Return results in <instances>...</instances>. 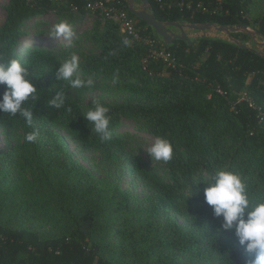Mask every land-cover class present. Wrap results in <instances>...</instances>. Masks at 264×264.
<instances>
[{
	"label": "trees",
	"instance_id": "trees-1",
	"mask_svg": "<svg viewBox=\"0 0 264 264\" xmlns=\"http://www.w3.org/2000/svg\"><path fill=\"white\" fill-rule=\"evenodd\" d=\"M90 1L9 0L5 7L0 62L27 61L37 98L24 105L33 109L31 125L19 115L0 113L1 125L21 132L0 157V264H247L251 254L233 233L220 230V220L205 204L207 185L192 184L223 168L239 172L250 194L264 195V118L260 121L245 102L233 104L245 92L264 114V59L221 38L165 44L129 11L128 0H114L110 5L127 11L142 39L154 43L126 46L118 24L95 13L92 46L79 58L81 78L124 94L118 103L99 101L110 110L111 138L101 140L83 117L94 107V100L79 98L89 88L56 79V68L72 53L44 45L18 49L25 21L50 11L69 21L81 19ZM148 1L161 21L244 24L264 38V10L252 14L263 0ZM231 36L244 43L250 39L243 32ZM161 45L172 65L151 54ZM217 85L225 96L215 91ZM60 89L66 99L57 109L48 102ZM123 120L170 141L172 159L145 157L143 137L119 130ZM56 129L80 150L98 152L111 178L99 179L81 165ZM33 131L36 140L26 142ZM124 176L140 183L141 197L122 186Z\"/></svg>",
	"mask_w": 264,
	"mask_h": 264
},
{
	"label": "clouds",
	"instance_id": "clouds-1",
	"mask_svg": "<svg viewBox=\"0 0 264 264\" xmlns=\"http://www.w3.org/2000/svg\"><path fill=\"white\" fill-rule=\"evenodd\" d=\"M73 36V26L66 21L61 20L50 26L49 37L62 39L68 47L72 45ZM123 43L128 46L130 40L125 38ZM56 79L66 81L72 88L94 87L92 79L81 78L79 57L74 53L56 68ZM0 86H3L0 113L19 115L31 125L33 109L24 105L30 99L37 98V86L30 79L27 61L14 57L0 62ZM65 99L66 93L60 89L48 103L60 109L64 107ZM93 104L94 107L86 111L83 117L91 123L101 140L110 139V110L99 101L94 100ZM37 135L36 131L26 134V142H34ZM147 154L151 160L168 162L173 157V146L167 139L158 137L147 148ZM201 183L207 185L203 188L204 202L210 207L213 218L220 220V230L233 233L238 244L251 254L252 259L247 264H264V195L250 194L249 186L239 172L223 168L215 170L206 178L194 179L192 186Z\"/></svg>",
	"mask_w": 264,
	"mask_h": 264
},
{
	"label": "rangeland",
	"instance_id": "rangeland-1",
	"mask_svg": "<svg viewBox=\"0 0 264 264\" xmlns=\"http://www.w3.org/2000/svg\"><path fill=\"white\" fill-rule=\"evenodd\" d=\"M9 3V0H0V24L5 19V7ZM133 5L136 8H142L143 5L139 0H133ZM264 10V0L260 1L255 9H253L252 14L255 12H261ZM66 21L72 24L74 29V36L72 39L71 47H68L66 42L62 39L57 40L49 37L50 26L59 21ZM95 19L92 15H87L81 19H71L69 21L68 18L57 15L56 13L50 11L44 14L43 16L32 18L23 24V29L26 31V36L22 39L21 46L18 47L20 53H22L26 46L28 45H44L51 49L63 48L66 50L68 54L74 53L78 55L80 58L83 53H86L89 48L92 46L89 35L91 32V28L93 26ZM212 34H217L215 31H211ZM225 35V34H224ZM258 42L262 43L263 39L256 38L255 41L252 38L248 39L245 44L255 47L261 51L262 45L258 44ZM124 94L118 92L116 90H106L100 89L96 86L83 89L80 93V100L88 103L93 100H98L103 103H118L123 98ZM130 130L139 134L143 137L144 145H143V155L145 157H149L147 154V148L154 142L157 138L156 136L149 134L147 132H142L138 130L135 122L129 120H123L120 124L119 130ZM58 134L64 137L67 146L74 158L84 167L92 172V174L102 180H109L111 178V173L109 168L102 161L98 152L95 151H84L80 150L75 142H73L67 134L61 130L56 129ZM16 139H21L20 130L14 126H4L0 124V157H6L10 152V145L14 144ZM122 186L129 190L134 196L141 197L144 192L140 183L136 180L130 179L128 176H124L122 179Z\"/></svg>",
	"mask_w": 264,
	"mask_h": 264
},
{
	"label": "water",
	"instance_id": "water-1",
	"mask_svg": "<svg viewBox=\"0 0 264 264\" xmlns=\"http://www.w3.org/2000/svg\"><path fill=\"white\" fill-rule=\"evenodd\" d=\"M139 1L143 5L142 8H136L133 5V0H128L129 11L144 21L146 24L151 26L165 44H171L175 39H180L182 41L191 43V39H196L198 37L221 38L231 41L242 48L253 50L264 59V38H262L257 31L248 25H217L210 21L201 23H188L173 20L161 21L158 20L153 14L148 0ZM212 30L217 34L210 33ZM233 32L246 33L250 38H252L253 41H255L256 38L263 39L262 43L258 42V44L262 45L261 51L257 48V46L251 47L244 42L232 37L231 33Z\"/></svg>",
	"mask_w": 264,
	"mask_h": 264
},
{
	"label": "built area",
	"instance_id": "built-area-1",
	"mask_svg": "<svg viewBox=\"0 0 264 264\" xmlns=\"http://www.w3.org/2000/svg\"><path fill=\"white\" fill-rule=\"evenodd\" d=\"M113 1L114 0H94L88 2L86 5V10L88 11L87 15H92L95 18V13H101L105 17L118 24L119 32L123 40L125 38L130 40V42H138L143 40L145 44L152 46L154 40H151L149 38L142 39L140 33L135 29L134 21L128 16L127 11L117 6L110 5V3H112ZM72 9L76 10L77 8L73 5ZM151 54L156 58L163 59L167 63V65L173 64V58L168 51H165L162 48V45L160 49L153 48ZM142 62L144 65H146L147 58L143 59ZM215 91L223 96L226 95V92L222 90L219 85L215 87ZM241 102L247 103L250 108L256 111L257 117L260 121L264 118L261 107L258 106L255 101L245 92H242L240 95H238L236 101L233 104Z\"/></svg>",
	"mask_w": 264,
	"mask_h": 264
}]
</instances>
